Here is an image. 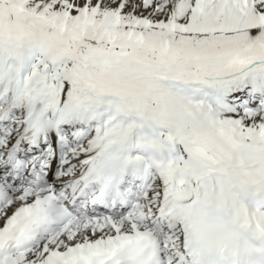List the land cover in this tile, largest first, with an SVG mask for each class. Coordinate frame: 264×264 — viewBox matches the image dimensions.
<instances>
[{
    "label": "snow or ice",
    "instance_id": "obj_1",
    "mask_svg": "<svg viewBox=\"0 0 264 264\" xmlns=\"http://www.w3.org/2000/svg\"><path fill=\"white\" fill-rule=\"evenodd\" d=\"M0 264H264V0H0Z\"/></svg>",
    "mask_w": 264,
    "mask_h": 264
}]
</instances>
